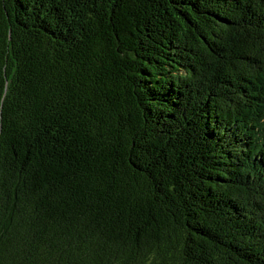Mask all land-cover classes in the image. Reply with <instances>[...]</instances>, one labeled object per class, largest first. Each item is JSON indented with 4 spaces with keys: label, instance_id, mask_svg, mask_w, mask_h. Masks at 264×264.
I'll return each mask as SVG.
<instances>
[{
    "label": "trees",
    "instance_id": "16d2710c",
    "mask_svg": "<svg viewBox=\"0 0 264 264\" xmlns=\"http://www.w3.org/2000/svg\"><path fill=\"white\" fill-rule=\"evenodd\" d=\"M0 264H264V0H0Z\"/></svg>",
    "mask_w": 264,
    "mask_h": 264
}]
</instances>
